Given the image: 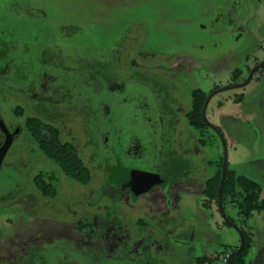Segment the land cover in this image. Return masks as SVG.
<instances>
[{
	"label": "flooded vegetation",
	"instance_id": "af4514ba",
	"mask_svg": "<svg viewBox=\"0 0 264 264\" xmlns=\"http://www.w3.org/2000/svg\"><path fill=\"white\" fill-rule=\"evenodd\" d=\"M18 1L27 21L34 0ZM95 3L98 41H81L75 8L61 39L27 43L25 60L0 67V100L31 114L17 107L25 124L9 127L0 112V176L25 129L31 139L30 175L0 192V264H252L253 233L227 213L245 176L229 170L230 138L208 111L243 100L235 91L264 70V0ZM0 44L7 57L14 42ZM48 134L70 169L42 147ZM263 211L239 215L249 224ZM218 216L239 247L210 238Z\"/></svg>",
	"mask_w": 264,
	"mask_h": 264
},
{
	"label": "rangeland",
	"instance_id": "374dc122",
	"mask_svg": "<svg viewBox=\"0 0 264 264\" xmlns=\"http://www.w3.org/2000/svg\"><path fill=\"white\" fill-rule=\"evenodd\" d=\"M51 1H32L33 3L30 6L35 11L34 13H32V10L31 13L29 11L26 12L28 18L26 21L20 19L23 15L22 11L20 16L14 17L15 14H19L20 5H24L25 1L0 0V42L5 41L11 44L14 42L15 46L13 45V48L17 47L15 49L11 48L10 51L8 50L7 57L0 58V67L8 64L12 56H16L18 60H25L27 43L41 46L43 45L42 42L48 39H61L62 36L59 35L58 31L59 24L65 27L72 26V24H69L72 21L68 20H72L71 16L74 14L72 12H74L75 8L78 15L82 13L80 14L81 18H85L84 21L86 23L85 34L79 37L81 41L96 42L100 39L101 26L99 23L96 25L92 24L95 20L87 9L90 6H99L95 3V0ZM203 1L206 2V0ZM257 14L260 18L264 16L263 7L258 8ZM73 19L75 20L74 15ZM248 22L251 27L253 21ZM52 34L56 36H51ZM37 39H42L41 43L37 42ZM1 49L2 46L0 44V51ZM232 93L234 92H225L223 96H228ZM235 93L236 95L243 94L245 98L241 101H236V105L230 102L224 103L223 107L219 111L217 110L218 112L216 111V116L210 113L214 102L210 111H208V116L211 121L224 128L226 138H230L228 139L230 145L229 170L234 171L239 176L252 179L259 184L263 190L262 198L264 199V70L257 75V78L249 86L242 90H237ZM3 94L6 93H1L0 95ZM7 96L9 97L7 100H0V112L7 126L12 127L19 123L25 124V120L19 119L15 115L14 110L17 107L25 108L28 118L31 115L28 105L16 99L13 95H9V93H7ZM1 138L0 133V140ZM30 140V136L25 129V133L15 142L8 153L4 161V170L0 176V192L6 190L8 186H5L13 178L30 175L29 167L31 163L28 162ZM208 158L209 160L211 159V157ZM52 165L59 169L54 163ZM227 213L236 221L238 227L253 233V243L255 249L257 248V252L256 254L253 252V255L248 259L249 262L252 264H264V259L260 255L264 249V211L255 213L249 224H246L243 217L239 215L241 211L238 208L234 212L227 209ZM210 219L212 220V222L210 221L212 226L206 225L210 238L212 235L219 237L220 244L226 249L231 246H240L241 238L237 230L226 226L220 216L218 218L208 217V220ZM217 221L219 222L218 226L214 225Z\"/></svg>",
	"mask_w": 264,
	"mask_h": 264
},
{
	"label": "trees",
	"instance_id": "16d2710c",
	"mask_svg": "<svg viewBox=\"0 0 264 264\" xmlns=\"http://www.w3.org/2000/svg\"><path fill=\"white\" fill-rule=\"evenodd\" d=\"M38 135L40 136L41 133ZM41 145L50 152V155L54 157V159L64 162L65 167L68 166L67 163L70 161L71 156L66 153L64 156L65 158L62 159V154L59 153V150L62 147L59 145V141L56 138L52 139L50 134H48L47 138L41 143ZM67 169H70V166H68ZM229 187L232 188L233 183L227 182L225 186L226 193L229 192ZM261 192L262 191L256 182L246 177H236V204L240 209L241 214L246 218H249L253 211L264 210V200H261Z\"/></svg>",
	"mask_w": 264,
	"mask_h": 264
},
{
	"label": "water",
	"instance_id": "95a60500",
	"mask_svg": "<svg viewBox=\"0 0 264 264\" xmlns=\"http://www.w3.org/2000/svg\"><path fill=\"white\" fill-rule=\"evenodd\" d=\"M225 150H226V152H225V160H224V172H223V177H225V171H226V168H227V159H228V153H227V148H225ZM223 181H224V179L222 180V185L220 186V192H219V196H220V194H221V191H222V187H223ZM241 237H242V248H243V246H244V237H243V235L241 234ZM241 248V249H242ZM241 251V250H240ZM228 264H230V260H229V262H228Z\"/></svg>",
	"mask_w": 264,
	"mask_h": 264
}]
</instances>
